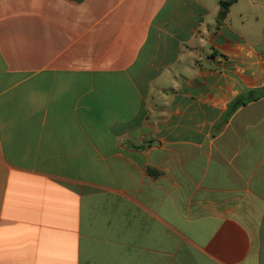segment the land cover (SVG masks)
<instances>
[{
	"label": "crops",
	"instance_id": "1",
	"mask_svg": "<svg viewBox=\"0 0 264 264\" xmlns=\"http://www.w3.org/2000/svg\"><path fill=\"white\" fill-rule=\"evenodd\" d=\"M0 0V264H264V0Z\"/></svg>",
	"mask_w": 264,
	"mask_h": 264
},
{
	"label": "trees",
	"instance_id": "2",
	"mask_svg": "<svg viewBox=\"0 0 264 264\" xmlns=\"http://www.w3.org/2000/svg\"><path fill=\"white\" fill-rule=\"evenodd\" d=\"M236 2V0H222L220 1V10L217 16V24L220 26L223 24L227 18L230 7ZM264 96V87L256 90L246 91L244 94L237 97L233 102H231L227 109V119L231 118L233 114L242 106L247 103L258 100Z\"/></svg>",
	"mask_w": 264,
	"mask_h": 264
}]
</instances>
